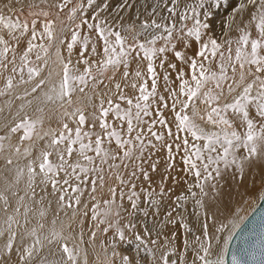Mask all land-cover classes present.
I'll use <instances>...</instances> for the list:
<instances>
[{"label": "snow or ice", "instance_id": "obj_1", "mask_svg": "<svg viewBox=\"0 0 264 264\" xmlns=\"http://www.w3.org/2000/svg\"><path fill=\"white\" fill-rule=\"evenodd\" d=\"M219 5L220 0H155L149 18L137 13V24L124 22L123 13L134 6L129 0L115 9L109 0H56L48 7L56 10L57 19L66 13L69 22L61 21L59 37L48 10L32 11L37 5L29 3L25 15L24 0L0 6V97L15 94L30 104L26 98L40 91L60 109L58 127L42 134L37 131L42 120L25 115L16 122L9 135L22 134L10 155H4L8 136H0V264H78V249L56 230L55 219L46 229L44 204L57 197L60 209H73L75 215L89 182L91 238L96 231L113 233L105 244L106 264H226L228 243L245 217L217 225L207 201L216 200L224 174L232 172L235 179L238 173L242 180L245 165L264 154V0L240 3L234 9L243 25L237 26L239 35L222 42L211 34L208 19ZM57 39L67 56L56 48L62 74L51 82V73L41 74ZM76 93L87 97L88 107L74 104ZM25 141L30 143L21 151ZM160 148L167 157L161 182L154 186L145 165L158 171L159 160L151 157ZM105 165L118 185L109 187L110 199L97 200V184L105 186ZM174 171L185 175L181 179ZM169 178L183 183L185 192L173 196V189L165 187ZM166 198L172 205L157 219ZM85 209L87 217V204ZM138 214L151 216L153 227L139 225ZM201 215L197 232L191 221L195 216L199 223ZM177 224L182 239L178 231L167 232L168 225ZM126 232L137 242L135 257L116 250L117 241L131 239ZM231 264H264V222L258 244L241 256L233 253Z\"/></svg>", "mask_w": 264, "mask_h": 264}, {"label": "bare ground", "instance_id": "obj_2", "mask_svg": "<svg viewBox=\"0 0 264 264\" xmlns=\"http://www.w3.org/2000/svg\"><path fill=\"white\" fill-rule=\"evenodd\" d=\"M6 0H0V6L5 3ZM56 0H24L25 6V15L28 12L27 5L29 3H33L37 5V7L33 8L32 11L38 12L41 9L48 10L50 12V18L56 21V35L59 37L60 32V23L61 21L64 24H68L69 22L66 19V13L61 14L59 19H57V13L55 9L49 8L48 5L55 3ZM112 5V9H115L117 5L123 3V0H109ZM134 6L128 11L124 12L123 15L125 17V23H139L135 18L137 13H139L141 19L149 18L147 12L151 10L152 5L155 3V0H129ZM245 2V0H220V5L212 8V12L214 15L210 16L208 19L211 21V34L215 36V38L222 42L228 38H237L239 32L237 31V26H243L241 21L240 14L234 13V9L238 7L240 3ZM215 8H219V12H215ZM110 9V10H112ZM6 11V10H5ZM233 17H235L233 19ZM31 18H29L30 20ZM247 19V17H245ZM226 24L229 27H226ZM39 27V25H38ZM227 33V35H225ZM253 35L255 32L253 30ZM26 46L25 44H21V49ZM61 48V55L67 56V52L64 49V46L58 44V39L54 41L53 47L50 49L48 56L46 59L48 60L47 65L44 68L41 76L42 78L48 77L49 73H51L50 80L51 82H56L59 79L58 73L62 74V66L59 64L56 56V48ZM195 45H193V49L188 50V54L192 55ZM75 59V57H73ZM146 64V62H145ZM214 66V65H213ZM83 66H81L82 68ZM136 70V62L134 61L130 66V71L134 72ZM146 71V67L144 69ZM187 71V69H185ZM175 78V74H173V79ZM119 79V77H117ZM226 87V85H225ZM30 89V86H29ZM159 90L163 92V84H160ZM24 91L23 88L18 90L19 93ZM43 91H48V88L45 87ZM88 89H86V92ZM131 88L126 89V92L129 95L133 94ZM167 95L166 93H163ZM15 96V94H14ZM10 97H0V136H8V139L4 141L5 152L4 155L12 154V150L15 145L19 142L18 134L9 135V129L14 126L16 122L21 120L25 115H27L32 120H42V124L37 125V131L41 134L43 131H46L49 127L57 128L58 127V113L60 111L58 104H52L46 102L45 97L42 95L40 91L31 96L27 97V100H30L31 103L27 104L23 100H17ZM11 99V103L9 100ZM74 104L79 102L85 107H88V100L84 94L76 93L72 97ZM170 103V102H169ZM21 104H24L23 109L21 110ZM198 107L203 110L204 105H200L199 101H197ZM38 108H42L43 111H37ZM91 111V108H88ZM189 114H191V109L188 110ZM165 115H168L166 112ZM111 119V117H109ZM71 127H75V125L71 124ZM87 130V128H86ZM98 130V129H97ZM94 139V137H93ZM35 140V136L33 137ZM30 142L25 141L23 145H21V151H23V147L27 146ZM38 147L43 146V142L37 141ZM11 146V147H10ZM113 149H115V144L111 145ZM243 150H241L242 154ZM90 155H94L93 153H89ZM167 157V152L165 149L160 148L155 155L151 157L152 162L159 160L157 165L158 171L153 173L150 169V164H146V169L149 170L150 176L152 177V182L154 186H158L161 182L162 176L165 168V160ZM75 159V156H74ZM99 163V161H97ZM177 168H182L183 165L177 159ZM3 165V159L0 158V166ZM105 186L104 188H100L99 184H97L95 196L97 200L102 199H110L109 187L118 185V182L115 180V175L112 174V177L109 178V172L107 170V166L105 165ZM172 175L177 176L179 178L184 177V173L180 171H174ZM143 178L141 177V180ZM192 177H189V180H192ZM144 187H148L147 182L144 183ZM166 189H173L172 195L175 196L181 192H185V185L180 183L178 185L174 184L173 180L169 178L165 181ZM219 187V195L217 196L215 201L209 199L207 203L209 204V213H215L217 216L216 224L219 223H228L229 220L238 221L240 217H244L250 209L258 202L260 196L264 192V154L260 155L257 158L251 159L244 168V176L241 180L239 178V174H236V178H233L232 172H228L222 176L218 184ZM49 186V191H50ZM158 190V189H157ZM39 191V189H37ZM198 191V190H197ZM211 195V193H210ZM48 200H51V206H48ZM94 201L91 200V183L89 182L85 188L84 194L81 199V204L78 206L76 210V214L73 215V209L66 208L60 209L57 203V197H48L45 200V208H48L47 216L44 220L46 229L52 228V221L56 220L55 228L57 231H60L62 235L70 237L68 243L70 246L78 249V264H106L105 261V244H108L112 240L113 233L110 231L108 234H104L101 231H96L95 239L91 238L92 231L95 230L94 222L91 221V204ZM119 202V201H118ZM85 204L88 205L89 215L87 217L83 216V212L85 209ZM172 205L171 199H165V207L161 208V216L157 219H163V213L167 210V206ZM174 206V205H173ZM141 207H145L144 204H141ZM189 211H192V204L189 203L187 205ZM183 211V209H180ZM137 220L139 221V225L148 224L149 228L153 227V220L151 216L149 218H144L142 214H138ZM21 224H23V217L20 218ZM204 222V216L201 215L200 222L196 221L195 216L192 217V227L194 231L199 232L201 229V225ZM210 231L214 232V227L212 226V221L208 220ZM35 221L33 220L32 224H29L28 227L34 226ZM138 225L137 231H140L141 234L143 232L142 227ZM103 227V226H102ZM173 231H178L183 237V229L179 227V224L173 226L168 225L167 232L171 233ZM225 232L223 235H227ZM126 235L130 237V240L125 242L117 241V251L121 254H128L129 256L135 257L137 255V242L134 239V235L132 233H127ZM102 242H104L102 244ZM161 242H163V238H161ZM109 256L111 255V247L107 249ZM142 255V254H141ZM189 259H191V254L189 253Z\"/></svg>", "mask_w": 264, "mask_h": 264}, {"label": "water", "instance_id": "obj_3", "mask_svg": "<svg viewBox=\"0 0 264 264\" xmlns=\"http://www.w3.org/2000/svg\"><path fill=\"white\" fill-rule=\"evenodd\" d=\"M264 192L258 202L244 216L245 219L240 227L235 230V235L228 243V252L225 256L226 264H231L233 253L237 256L244 254L245 249H251L258 244L260 239L261 223L264 222ZM251 260V257H246Z\"/></svg>", "mask_w": 264, "mask_h": 264}, {"label": "rangeland", "instance_id": "obj_4", "mask_svg": "<svg viewBox=\"0 0 264 264\" xmlns=\"http://www.w3.org/2000/svg\"><path fill=\"white\" fill-rule=\"evenodd\" d=\"M215 12H219V8L218 9L215 8Z\"/></svg>", "mask_w": 264, "mask_h": 264}]
</instances>
